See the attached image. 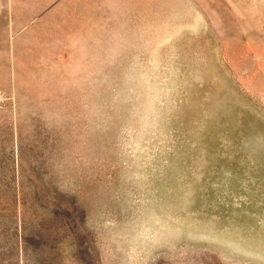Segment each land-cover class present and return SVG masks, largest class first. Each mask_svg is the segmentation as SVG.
I'll list each match as a JSON object with an SVG mask.
<instances>
[{"label": "rangeland", "instance_id": "rangeland-1", "mask_svg": "<svg viewBox=\"0 0 264 264\" xmlns=\"http://www.w3.org/2000/svg\"><path fill=\"white\" fill-rule=\"evenodd\" d=\"M0 264H264V0H0Z\"/></svg>", "mask_w": 264, "mask_h": 264}]
</instances>
